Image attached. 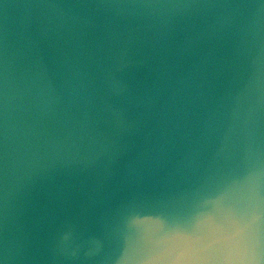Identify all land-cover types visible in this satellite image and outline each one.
<instances>
[{
  "label": "water",
  "instance_id": "95a60500",
  "mask_svg": "<svg viewBox=\"0 0 264 264\" xmlns=\"http://www.w3.org/2000/svg\"><path fill=\"white\" fill-rule=\"evenodd\" d=\"M0 264H264V0H0Z\"/></svg>",
  "mask_w": 264,
  "mask_h": 264
}]
</instances>
